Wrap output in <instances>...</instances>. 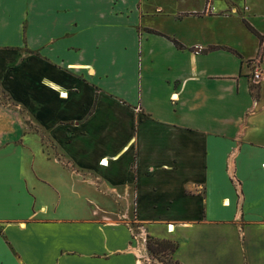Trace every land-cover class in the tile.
Returning a JSON list of instances; mask_svg holds the SVG:
<instances>
[{
    "label": "crops",
    "instance_id": "obj_1",
    "mask_svg": "<svg viewBox=\"0 0 264 264\" xmlns=\"http://www.w3.org/2000/svg\"><path fill=\"white\" fill-rule=\"evenodd\" d=\"M2 1L0 89L72 167L0 104V264H264V0Z\"/></svg>",
    "mask_w": 264,
    "mask_h": 264
},
{
    "label": "rangeland",
    "instance_id": "obj_2",
    "mask_svg": "<svg viewBox=\"0 0 264 264\" xmlns=\"http://www.w3.org/2000/svg\"><path fill=\"white\" fill-rule=\"evenodd\" d=\"M8 1L5 0V2L2 1V7L3 9L5 10L4 13L8 12ZM18 20H16L15 22V26L12 25V28L9 29V31L7 32V34H4L3 36L1 35L0 37V42L3 41H8V42H14L16 41V39L19 37V33H20V29H19V26L17 24ZM28 34V36H27ZM26 36L28 37V41L29 43L32 45V46H35V47H40L41 44H39L43 38L41 36L42 32L40 31V28L39 27H34V28H31L28 32H27ZM95 42V39L92 40ZM89 48H92L91 46H89ZM88 51L89 50H85V54H84V58L87 60L89 58V56L87 55L88 54ZM102 66H105L106 63L105 62H101ZM89 74H92V72H85V75H89ZM2 89H4L2 87ZM11 98H9V96L2 92L1 89H0V104L3 105L4 107H7L9 109H3L5 111H3V115L4 117L6 118V120H8V122L12 125L10 127L11 131L12 129H15L14 131L16 133H18V140H16L14 143L15 144H21L22 146H25V147H28V143H30L29 141V138H34L35 140V143L37 145V148L38 150L40 149V151L42 153H46V156L50 159H53L55 158L62 167H65V168H71L72 166L66 162V159H63V157H60L59 155V150L58 148L49 140L46 132L43 130V128L41 126H39L34 120L33 118L30 116L29 112L21 107V106H17L12 100ZM34 119H36V121L38 120L37 117H35L34 114H32ZM20 119V123L22 124V126H20L19 128L18 127H15L14 124L16 122V120H19ZM14 126V127H13ZM19 130H18V129ZM4 130V128H2ZM1 130V129H0ZM29 137H26V141L25 143L23 142V138L22 136H25L27 135ZM5 135V134H4ZM2 136V135H1ZM28 138V139H27ZM36 148V149H37ZM27 165V164H26ZM60 190H61V187H60ZM62 191V190H61ZM46 193V192H45ZM62 194L63 191H62ZM64 196V195H63ZM67 199H70V197H68ZM64 202H67V204H62ZM62 203H61V210L57 213V216H66V215H69L71 213L70 209H71V205L72 202L69 201V200H66V199H63L62 200ZM84 206V204L82 205ZM90 208H92L93 206L91 204H89ZM84 208V207H83ZM116 210L119 211V213L122 212V208L121 207H116ZM62 227H58V226H52L48 229H45L43 231H45L46 233H52V232H55V231H58L59 229H61ZM132 232V237L135 236V234L137 235L138 233H135L131 230ZM148 238L150 237H145L144 238V241H145V244H147V242H149V244L154 248L156 249L155 252H151L149 250V252L146 250L147 252V256L149 258V260H146V264H175L172 260V251L170 248H168L167 250H165L164 252H158L157 249H158V244H160V242H162L161 240H155L156 242H159V243H154V241L152 240H149ZM152 239V238H151ZM164 241V240H163ZM171 242V241H170ZM169 244H173V243H169ZM165 245H168L166 243H161V245L159 246V249ZM148 247V245H147Z\"/></svg>",
    "mask_w": 264,
    "mask_h": 264
},
{
    "label": "trees",
    "instance_id": "obj_3",
    "mask_svg": "<svg viewBox=\"0 0 264 264\" xmlns=\"http://www.w3.org/2000/svg\"><path fill=\"white\" fill-rule=\"evenodd\" d=\"M242 21H243V23H244V25L246 26V28L251 32V33H253L254 35H256L260 40L263 38L262 36H260L257 32H256V30L252 27V26H250V24L243 18L242 19ZM160 35V34H159ZM166 38H168V39H170L172 42H173V44L176 46V47H178V48H181L182 46L176 41V40H174V39H171V38H169V37H167V36H165ZM149 240H152V241H154V243H159V242H156L155 240H158V239H151V238H148ZM162 242H160V244H158V249H159V246L161 245V243H166V244H168V245H165V246H163V248L161 247L160 248V250H158L157 249V251L158 252H164L165 250H167L168 248H170L171 249V251H172V253L174 252V250H175V248H176V246H175V244L173 243V242H170L169 240H161ZM169 243H173V244H169ZM146 245V250L149 252V250L151 251V252H155L156 251V249H154L150 244H149V242H147V244H145ZM147 245H148V247H147Z\"/></svg>",
    "mask_w": 264,
    "mask_h": 264
},
{
    "label": "built area",
    "instance_id": "obj_4",
    "mask_svg": "<svg viewBox=\"0 0 264 264\" xmlns=\"http://www.w3.org/2000/svg\"><path fill=\"white\" fill-rule=\"evenodd\" d=\"M259 65H260V61H259V59L257 58V59H254L253 61H252V66H253V72H252V80H253V82H258L259 80H261L262 78H263V76H262V72H261V70H260V67H259ZM169 228V226H167V229ZM146 258V257H145ZM147 260H149V258H148V256H147V258H146Z\"/></svg>",
    "mask_w": 264,
    "mask_h": 264
},
{
    "label": "bare ground",
    "instance_id": "obj_5",
    "mask_svg": "<svg viewBox=\"0 0 264 264\" xmlns=\"http://www.w3.org/2000/svg\"><path fill=\"white\" fill-rule=\"evenodd\" d=\"M103 163V161H101V164ZM107 162H105L104 164H106ZM170 230H171V227H170ZM171 232V231H170Z\"/></svg>",
    "mask_w": 264,
    "mask_h": 264
}]
</instances>
